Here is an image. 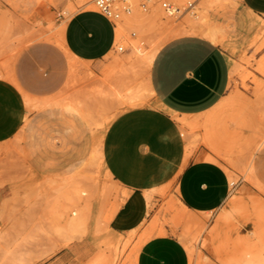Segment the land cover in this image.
Instances as JSON below:
<instances>
[{
  "label": "crops",
  "instance_id": "0c3cea01",
  "mask_svg": "<svg viewBox=\"0 0 264 264\" xmlns=\"http://www.w3.org/2000/svg\"><path fill=\"white\" fill-rule=\"evenodd\" d=\"M78 1L61 2L77 9L59 23L63 47L72 58L91 61L99 75L102 59L115 44L116 25L86 7L90 0H82L87 3L82 7ZM232 4L228 7L236 12L264 20V0H235ZM227 41L203 30L184 33L156 49L149 63L143 52L134 56L129 49L128 57L141 59L146 67L143 94L139 86L127 89L121 80L114 87L96 81L91 89L57 81L53 90L35 93L23 89L14 77L0 76V148L16 144L25 165L41 177L59 179L80 172L83 179L89 171L93 177L95 171L100 178L107 176L116 187V199L110 202L120 205L109 225L124 235L133 228L135 235L144 233L154 204L164 198L176 207L179 201L188 211H217L230 190L225 165L202 144L186 156L188 128L180 119L205 115L224 97L230 71V57L223 47ZM112 95L127 103L132 98L142 100L110 120L96 147L99 129L94 109L110 107ZM96 149L100 161L90 166L88 160ZM256 151L260 152L253 154L250 177L262 188L254 174L263 170L264 144ZM123 189L129 194L121 202ZM241 212L232 203L219 217L229 220ZM165 230L139 241L133 264H189L184 244ZM237 244L239 253L225 264H264V202L254 211L253 228Z\"/></svg>",
  "mask_w": 264,
  "mask_h": 264
},
{
  "label": "rangeland",
  "instance_id": "374dc122",
  "mask_svg": "<svg viewBox=\"0 0 264 264\" xmlns=\"http://www.w3.org/2000/svg\"><path fill=\"white\" fill-rule=\"evenodd\" d=\"M187 1L178 3L184 6ZM61 2L0 0V76L14 77L23 89L35 93L53 90L57 81L75 88L91 89L96 81L104 80L114 87L121 80L127 89L139 86L143 94L146 67L142 66L141 59L128 57L126 52L130 46L127 41L136 40L140 52L153 51L184 34L188 25L187 11L168 15L154 3L157 1L150 3L146 10L138 6L139 10L129 21L123 14L116 21V36L118 27L121 32L112 50L102 59L98 75L91 61L74 59L65 51L59 23L77 9ZM83 2L79 0L77 5L85 6L87 3ZM89 2L92 4V0ZM176 2L173 0L174 4ZM178 3L175 5L179 6ZM86 7L94 8L93 4ZM209 8L211 18L224 25L230 45L226 47L220 43L230 56L228 87L224 97L209 113L188 121L190 130L185 133L189 135L187 143L191 144V150L199 144L204 145L224 163L226 172L234 174L222 207L208 213L193 212L176 208L164 198L154 204L149 227L144 233L121 234L109 225V219L102 228L104 230L92 239L82 236L69 242L55 231L53 223L47 220L49 217L45 218L47 213H42L43 199L49 197L51 189H48L46 177L35 175L23 162L17 145L12 143L0 148V264H95L94 261L103 260V264H133L136 247L147 232L150 236L162 234L163 229L166 233L165 228L179 238L186 250L190 249V253L187 250L189 264H225L237 256V240L246 237L253 228L254 211L264 202V166L260 175L254 174L262 188L246 172L252 153L255 157L260 152H255L254 146L264 133V27L257 29L260 31L258 39L250 43L236 27L234 8L226 5ZM196 26L195 32L205 28L201 20ZM118 45L124 50H117ZM128 105L125 99L112 95L110 107L94 109L95 127L103 131ZM94 175L96 183H100L99 188L106 187L107 190H101V198L104 196L101 212H109L113 209L112 204L117 210L119 202H110L113 197L116 199V187L107 176L100 178L97 171ZM41 194L47 196L43 198ZM232 203L239 205L242 212L229 220L220 219L222 209Z\"/></svg>",
  "mask_w": 264,
  "mask_h": 264
},
{
  "label": "bare ground",
  "instance_id": "6f19581e",
  "mask_svg": "<svg viewBox=\"0 0 264 264\" xmlns=\"http://www.w3.org/2000/svg\"><path fill=\"white\" fill-rule=\"evenodd\" d=\"M128 1L130 2V5L132 7V11L129 13L130 15L125 14L124 19L129 21V20H131L132 16L135 14V12L137 13V11L139 10V7H138V0H128ZM176 1L177 2L175 4H177L178 2H181V3L183 2V0H176ZM234 2H235V0H199L198 3H195L194 6H192L190 9L186 10L187 15H188V17H187L188 18V20H187L188 25L186 28H184L183 32L184 33L195 32L198 29L196 26V22L198 20H201V22L205 24V29H202L204 34H206L212 38H215L216 34H220L221 36L227 38L225 36L224 25L211 18L210 14H209V10L211 8H209V7L213 8V6H217V5H226L228 7ZM154 3H157V2H154ZM178 4H179V6L183 5V4L180 5V3H178ZM94 9H95V7H94ZM222 12H223V10H222ZM220 13H221V11H220ZM232 13H230V14L232 15ZM223 17L225 18V14ZM221 22H222V20H221ZM234 22L236 23V27L240 31L241 35L244 38L249 39L251 41L250 43H252L254 40L258 39V36L260 34V31H258V30H260L261 28L264 27V22H263L262 18L260 19L258 16L253 15V14L242 15L236 11L234 13ZM199 28H200V26H199ZM59 30H60V28H59ZM33 31H34V29H33ZM120 32H121V29H120V27H118L117 28V36H119ZM117 36H116V38H118ZM249 40H248V42H249ZM127 44L130 46L131 53L134 56L140 55V51H139L138 46L136 44V40H130L129 39L127 41ZM11 45H13V44H11ZM226 47H230L228 41H227ZM11 51H12V49H11ZM155 51L156 50L143 53L142 57L146 63L150 62ZM141 100L142 99L134 100L132 98V100L128 99V103L133 104V103L140 102ZM108 119H109V117H108ZM108 119H106V120H108ZM180 121H181L183 126L188 124V121H186V120L180 119ZM190 128H192V127H190ZM188 130H190V129H188ZM101 133H102L101 130L97 131V133H96V135H97L96 136V147L100 143ZM262 144H264V133L261 134V139L258 142H256V144L254 146V150L256 151ZM190 151H191V144L187 143L185 146L186 156L190 153ZM249 156H250V154H249ZM252 157H253V153H252V156L250 157V159L248 160V163L246 165V172H247V174H249V176L251 175ZM99 161H100L99 160V153L97 152V149H96L92 153V155L90 156V158L88 160V164L91 166V165H94L95 163H97ZM88 173H91V172L89 171ZM88 173L86 174V176H84L87 179H85L84 177L82 179V173H80V172L72 173L71 175H68L66 177L59 178V179L46 177L47 182L49 183V186H50L49 188L48 187L47 188L48 189L51 188V189H50L49 197H47L46 200L43 199V201H45V204H44V207H43L44 210L42 211V213L43 214H44V212L47 213V217H45V216L44 217L46 219L49 217L47 220L51 221L53 223V225H54L53 227L55 228V231L58 234H60L61 236H63L64 240H69V242L72 241V239H74V238H80L82 236L87 237L88 239H92L96 234H98L99 232H102L104 230V229H102L103 226H105L107 221L110 219L111 214H113L116 211L117 206L114 207V205L112 204L113 209H111V210L109 209V212L108 211H106L107 213L101 212L102 202L104 199V196L101 198V192H102L101 190H103L102 188L105 189L106 187H102L100 189L96 185L97 180H95V177H93L92 175H90ZM227 173L229 176L230 183H233L234 174L230 171H227ZM105 190H103V192ZM103 194H105V193H103ZM128 194H129L128 190L123 189L122 195L120 196L121 202L123 201V199L127 198L126 196ZM46 196H47V194L46 195L44 194L43 198H45ZM114 203H116V202H114ZM177 203H178V206H177L178 208L183 209V210H187V208H185L186 206L184 207L183 204H181L179 201H177ZM39 206H40V203H39ZM118 206H120V205L118 204ZM110 208H111V206H110ZM205 212L208 213L210 211H205ZM48 214H49V216H48ZM40 215H42V214H40ZM192 222L196 223L195 220H192ZM44 223H45V221H44ZM134 231H135V228L130 229L127 232L132 233ZM161 233L162 234L165 233L164 229H163V231H161ZM149 236H150L149 232H147L145 237L143 236L144 239H142L141 241L147 239ZM57 239H62V238H57ZM64 242H66V241H64ZM107 246H109V245H107ZM109 247L111 248L112 246H109ZM187 250H189L188 252L190 253V249H187ZM103 255L104 254L102 253V256ZM102 256H100V257H102ZM100 257L98 259H100ZM104 262H105L104 260L103 261H94L95 264H103Z\"/></svg>",
  "mask_w": 264,
  "mask_h": 264
},
{
  "label": "built area",
  "instance_id": "2783aa9c",
  "mask_svg": "<svg viewBox=\"0 0 264 264\" xmlns=\"http://www.w3.org/2000/svg\"><path fill=\"white\" fill-rule=\"evenodd\" d=\"M153 1H157L168 15H174L180 10L186 11L190 9L197 0H188L182 7L175 5L172 0H138V6L142 10H146ZM92 3L97 12L114 25H116V21L119 20L123 14H129L132 11V7L128 0H92ZM117 50L123 51L124 48L122 45H118Z\"/></svg>",
  "mask_w": 264,
  "mask_h": 264
}]
</instances>
